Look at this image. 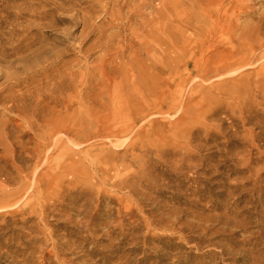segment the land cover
<instances>
[{"label": "bare ground", "instance_id": "1", "mask_svg": "<svg viewBox=\"0 0 264 264\" xmlns=\"http://www.w3.org/2000/svg\"><path fill=\"white\" fill-rule=\"evenodd\" d=\"M155 1L157 6L152 10L158 19L154 27L147 24L144 14L152 0L0 3V48L5 59L23 47L31 51L39 36L43 38L48 32L41 29L51 27V19L59 12L73 13L75 19L80 16L88 40L95 37L80 52L83 58L94 51L101 53L89 69L91 73L80 70L79 75L70 72L66 64L58 67L63 55L52 54L42 58L46 59L44 64L37 63L24 79L23 83H28L25 92L14 91V85L0 89V163L4 164L0 169L4 177L0 183V218L4 217L0 229H6L0 236V264L9 260L13 264H146L150 260L151 264H164L166 257L161 248L148 246L152 239L148 231L154 221L136 214L137 208L143 212L145 205L131 200L129 190L126 196L116 194L129 184L124 179L127 166L122 160L114 161L115 149L134 152L140 143L138 150L144 156L151 149L159 155L169 154V150H159L168 147L174 149L173 153L188 152L198 132L196 124L202 125L203 120L218 114L208 103L214 93L223 105L220 111L226 114V109L231 110L242 123L251 122L245 120L247 106H264V73L258 69L250 74L254 80L239 73L222 79L218 85L214 83L234 69L259 62L264 50L243 53L240 44L227 50L219 48L223 45L217 42L218 46H212L215 55L226 59L212 62L195 55L185 59L194 51L188 49L189 45L182 49L181 30L187 21L176 13L171 40L174 56L165 59L167 1ZM214 1V25L222 28L231 17L225 7L227 0ZM174 2L175 10L179 2ZM255 4L250 1L239 5L234 20L252 17ZM260 6L264 7V2ZM96 8L101 12L99 25L90 17ZM259 22L248 37L264 35V13L259 15ZM136 24L140 28L134 29ZM151 33L156 41H149ZM208 36L212 40L214 31L208 29ZM39 49L31 59L45 55L46 50ZM49 59L54 60L48 63ZM20 85L22 82L17 81L16 86ZM87 102L91 106L88 110L70 117L74 105L82 108ZM257 114V118L262 117ZM233 121L236 119L232 118L230 126ZM44 128L48 129L45 143H36L30 149L23 138ZM205 132L213 135L211 128L206 127ZM232 132L231 137H235L237 129ZM244 137L254 144L259 141L250 130L244 132ZM225 139V144L231 146V138ZM239 151L243 155L238 167L250 172L251 164L258 160H251L244 149ZM193 157L182 155L179 162H192ZM91 168L93 171L88 172ZM260 174L249 178L258 179ZM8 183H16L17 187L10 189ZM143 229L147 232L140 239L138 231ZM163 236L156 234L154 239L160 244Z\"/></svg>", "mask_w": 264, "mask_h": 264}, {"label": "rangeland", "instance_id": "2", "mask_svg": "<svg viewBox=\"0 0 264 264\" xmlns=\"http://www.w3.org/2000/svg\"><path fill=\"white\" fill-rule=\"evenodd\" d=\"M2 1L0 0V3ZM166 1L165 59L174 56L171 40L174 32L172 23L176 13L184 22L187 21V25L181 30L182 49L189 45L188 49L194 51L185 59L192 58L193 55L197 56V59H213L212 62L226 59L223 55H215V48L212 46H218L217 42L223 45L219 48L227 50L240 44L243 46V53L264 50V35L255 34L248 37V33H252L254 27L260 24L259 15L264 13V7L260 4L264 0H243L242 3H238L237 0H227L225 7L229 9L231 17L230 20L228 19L229 23L224 22L222 28H215L214 25L217 14L214 0ZM174 1L179 2V7L175 10ZM250 1L257 3L255 13L252 17H242L239 21H235L234 16L239 12L238 6L246 5ZM150 5L151 8H144V14L147 24L154 27L158 15L152 9L156 8L157 1L152 0ZM72 15L73 13L67 12L55 14L51 19L52 26L41 29L48 32L43 34V38L39 36V42L31 51H25V47H20L21 49L15 54L5 59L4 50L0 48V89L4 90L14 85V91L25 92L28 83H23L24 79L36 69L37 65L44 64L43 60L46 59L42 58L55 53L63 55V61L58 67L66 64L70 72L77 75L80 70L91 73L89 69L95 65L101 53L94 51L86 59L82 57L80 52H84L95 37L88 40L86 27L80 16L75 19ZM100 15L101 12L97 8L96 11L90 12V17L98 25L101 17L99 19L97 17ZM193 21L198 22L194 24ZM138 28L140 27L136 24L134 29ZM208 29L214 31L215 36L212 40L208 36ZM1 33L0 31V35ZM149 41H156L154 34L149 35ZM42 47L46 50L45 55L39 59H31L34 53L41 51L39 48ZM53 60L49 59L48 63ZM257 69L264 73V57L259 62H253L222 75L220 79L214 80V83L218 85L222 79L233 78L239 73L248 77V80H254L255 78L250 74ZM17 81H21L22 85L17 87ZM196 83L206 85L198 80ZM258 85V89L263 90L262 83ZM5 94L9 95V92ZM70 94L74 95L73 92ZM218 98L215 93L209 97L210 108L216 110L218 114L203 120L202 125L196 124L198 132L188 152L178 150L173 153L174 149L168 147L159 150H169V154L159 155L155 149H151L144 156L138 150L140 143L136 144L137 149L134 152L113 148L117 150L114 161L122 160L127 166L128 175L124 179L129 184V188L118 190L116 194L126 196L129 190L132 192L131 200L145 205L143 212L139 213L137 208L136 214L154 221L152 229L148 231V236L152 238L148 246L161 248L166 257L164 264H264V106L259 108L250 105V110L247 106L245 120L251 122L246 124L242 123L231 110L226 109V114L220 111L223 105L220 100L217 101ZM261 102H264V99ZM90 107L88 102L82 108L74 105L69 110L70 117L73 118L80 111L88 110ZM257 113L263 118H257ZM46 118L47 116L44 119ZM232 118L236 121L230 126ZM118 124L122 125L121 122ZM204 127L211 128L213 135L207 136ZM233 129H237L235 137H231ZM246 130L259 136V141L254 144L243 138ZM47 131V128L41 132L32 131V135L24 137L23 140H28V147L34 149L36 143H45ZM33 134L41 139L35 138ZM225 138H231V146L225 144ZM241 144H244L243 148H240ZM239 149H244L251 160H258L251 164L250 172L238 167L239 158L243 155ZM77 151L78 149L74 148V152ZM188 153L194 156L192 162L180 163L181 156ZM57 155L58 153L55 156ZM3 165L0 163V169ZM9 166H11L10 162ZM182 166L187 169H181ZM87 171L91 172L93 168ZM257 172H261L258 179L249 178ZM78 173L82 174L81 168H78ZM81 177L84 180L83 174ZM3 179L4 177L0 176V183ZM8 186L10 189L17 187L16 183H8ZM3 218H0V223ZM4 232L6 229H0V236ZM145 232H147L145 229L138 231L140 239ZM156 234L164 235L160 244L154 239ZM138 247L141 248V244ZM151 263V260L146 262V264ZM2 264L13 263L9 260Z\"/></svg>", "mask_w": 264, "mask_h": 264}]
</instances>
